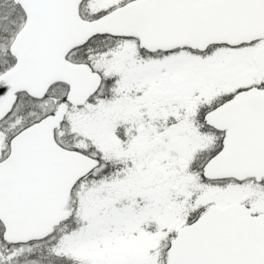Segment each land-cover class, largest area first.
<instances>
[{
	"label": "snow or ice",
	"instance_id": "1",
	"mask_svg": "<svg viewBox=\"0 0 264 264\" xmlns=\"http://www.w3.org/2000/svg\"><path fill=\"white\" fill-rule=\"evenodd\" d=\"M0 264H264V0H0Z\"/></svg>",
	"mask_w": 264,
	"mask_h": 264
}]
</instances>
